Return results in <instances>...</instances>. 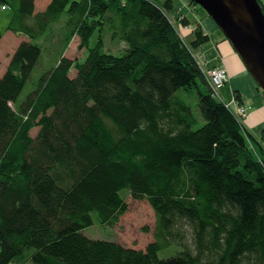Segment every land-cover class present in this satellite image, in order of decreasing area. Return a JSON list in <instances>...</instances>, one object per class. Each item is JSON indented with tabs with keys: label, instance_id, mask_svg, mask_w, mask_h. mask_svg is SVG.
<instances>
[{
	"label": "trees",
	"instance_id": "trees-1",
	"mask_svg": "<svg viewBox=\"0 0 264 264\" xmlns=\"http://www.w3.org/2000/svg\"><path fill=\"white\" fill-rule=\"evenodd\" d=\"M36 2L0 0L22 38L0 77V264H264V158L192 56L210 38L182 44L175 0ZM126 192L158 218L143 251L83 232Z\"/></svg>",
	"mask_w": 264,
	"mask_h": 264
},
{
	"label": "rangeland",
	"instance_id": "rangeland-1",
	"mask_svg": "<svg viewBox=\"0 0 264 264\" xmlns=\"http://www.w3.org/2000/svg\"><path fill=\"white\" fill-rule=\"evenodd\" d=\"M49 0H37L35 10H44ZM51 1V0H50ZM160 1V0H159ZM193 1V0H192ZM177 3L176 10L170 15L172 24L176 27L174 29L181 37L182 44L189 46L191 42L196 41L197 37L195 32L200 29L202 34L209 37V41L204 46L194 50L192 56L195 57L197 65L201 66L203 73L207 77L210 87H212L219 99L223 100L226 104V108L232 113L235 118L240 121V124L245 129L251 143L250 146L253 150L258 152L259 157L264 158V93L258 85V95L254 97V104L250 102H243L242 93L237 90H231L228 87L232 77L228 73L227 68L223 70L224 65L222 55L218 51V45L224 43L231 44L226 38L225 34L217 24L213 21L212 17L207 13L197 2H191L190 0H175ZM14 12L9 8H3L0 3V33H3V39L0 41V77L7 71L9 62L16 48L19 46V42L22 38L8 30ZM188 17L189 24L187 27L183 24H178L184 17ZM109 36L105 37L106 49L108 51L113 50L112 53H122L125 43L117 44L113 47V41L110 42ZM81 40L74 38L70 44L66 57L69 59L81 61L84 56L86 57L89 51L79 50L78 46ZM97 34L92 38L90 48L94 47L97 43ZM35 43H43L42 40L34 41ZM116 44V43H115ZM119 45V48H118ZM233 50L234 46L231 44ZM215 57H211L210 52L214 51ZM236 53V51H235ZM237 54V53H236ZM239 56V54H237ZM44 58H47L46 52H44ZM240 58V56H239ZM241 60V58H240ZM242 62V61H241ZM243 63V62H242ZM214 65V66H213ZM243 65H245L243 63ZM246 67V66H245ZM248 75H250L246 67ZM77 74L74 72L73 76ZM217 75H220L223 79L221 82L216 80ZM252 77V75H250ZM239 78V76H237ZM253 78V77H252ZM236 93L242 98V103L234 96ZM194 93L187 98L189 104H191L192 110L196 117L200 115V109H198V99ZM256 116L255 118H253ZM251 117L253 120L250 121ZM200 124L194 127V129H200L205 124V121L199 117ZM252 126V127H251ZM34 135L36 131L33 132ZM125 199L128 205V211L120 216L119 220L113 225H104L96 219L94 216V224L89 226L83 232L86 236L97 241L114 242L121 247L128 249H137L140 251L145 250L150 244L155 242V233L158 226V218L155 209L151 207L146 199L137 200L132 197L128 192L125 193ZM180 248V247H179ZM176 254V250L173 255ZM164 254H160L163 257ZM14 264V263H12ZM15 264H33L30 260L24 263Z\"/></svg>",
	"mask_w": 264,
	"mask_h": 264
},
{
	"label": "water",
	"instance_id": "water-1",
	"mask_svg": "<svg viewBox=\"0 0 264 264\" xmlns=\"http://www.w3.org/2000/svg\"><path fill=\"white\" fill-rule=\"evenodd\" d=\"M233 44L264 93V10L258 0H193Z\"/></svg>",
	"mask_w": 264,
	"mask_h": 264
},
{
	"label": "crops",
	"instance_id": "crops-1",
	"mask_svg": "<svg viewBox=\"0 0 264 264\" xmlns=\"http://www.w3.org/2000/svg\"><path fill=\"white\" fill-rule=\"evenodd\" d=\"M262 1L264 2V0ZM215 50L216 48L214 49V51L210 52L211 57L212 56L215 57V55L213 54V52L215 53ZM218 51L220 55H222V58H225L222 64L224 65V67L227 68L229 75L235 76L232 77V80L230 81L228 87H230L231 90L234 89L241 92L242 97L244 99L243 101L244 103L249 101L250 104H254V97L255 95H258V90H257L258 87L256 88L257 84L255 85L254 78L248 75L245 67L246 65H243L239 56H237L235 50H233L231 44H228L226 41L218 45ZM237 76H239V78ZM255 117L256 116H254L253 118ZM253 118L251 117L250 121L253 120Z\"/></svg>",
	"mask_w": 264,
	"mask_h": 264
},
{
	"label": "built area",
	"instance_id": "built-area-1",
	"mask_svg": "<svg viewBox=\"0 0 264 264\" xmlns=\"http://www.w3.org/2000/svg\"><path fill=\"white\" fill-rule=\"evenodd\" d=\"M223 70H225L224 68H223ZM216 77V80H218L219 82H221L223 79H220L221 78V76L220 75H217V76H215Z\"/></svg>",
	"mask_w": 264,
	"mask_h": 264
},
{
	"label": "bare ground",
	"instance_id": "bare-ground-1",
	"mask_svg": "<svg viewBox=\"0 0 264 264\" xmlns=\"http://www.w3.org/2000/svg\"><path fill=\"white\" fill-rule=\"evenodd\" d=\"M224 69H225V67H224Z\"/></svg>",
	"mask_w": 264,
	"mask_h": 264
}]
</instances>
